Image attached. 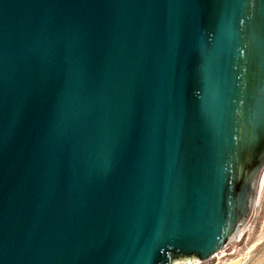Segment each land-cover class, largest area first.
<instances>
[{"label":"water","instance_id":"obj_1","mask_svg":"<svg viewBox=\"0 0 264 264\" xmlns=\"http://www.w3.org/2000/svg\"><path fill=\"white\" fill-rule=\"evenodd\" d=\"M264 170V0H0V264L207 260Z\"/></svg>","mask_w":264,"mask_h":264},{"label":"rangeland","instance_id":"obj_2","mask_svg":"<svg viewBox=\"0 0 264 264\" xmlns=\"http://www.w3.org/2000/svg\"><path fill=\"white\" fill-rule=\"evenodd\" d=\"M219 252L210 259L199 260L202 264H222L226 260L235 264H264V170L249 219Z\"/></svg>","mask_w":264,"mask_h":264},{"label":"bare ground","instance_id":"obj_3","mask_svg":"<svg viewBox=\"0 0 264 264\" xmlns=\"http://www.w3.org/2000/svg\"><path fill=\"white\" fill-rule=\"evenodd\" d=\"M262 181H263V178H262ZM222 251H223V249L221 250V252ZM218 254H220V252H218L216 255H218ZM182 262H184L186 264H188L187 262H190L189 264H202V262L199 259H197V258H189V259H185V260L176 261L174 264H180ZM233 263L235 264V262H233V261H227L226 260L222 264H233Z\"/></svg>","mask_w":264,"mask_h":264}]
</instances>
